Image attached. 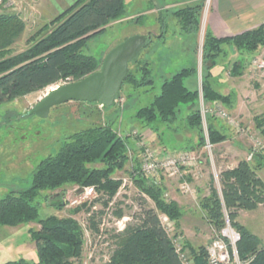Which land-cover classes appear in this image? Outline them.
I'll return each instance as SVG.
<instances>
[{
  "label": "rangeland",
  "instance_id": "rangeland-1",
  "mask_svg": "<svg viewBox=\"0 0 264 264\" xmlns=\"http://www.w3.org/2000/svg\"><path fill=\"white\" fill-rule=\"evenodd\" d=\"M80 0H4L0 12L15 13L25 23V30L9 49L8 56H15L24 51L30 38L48 25L54 27L55 20L76 5ZM216 0H126L123 17L104 26V31L92 37L85 47V52L103 59L117 44L135 34L151 32L155 38L140 56L139 66H130L139 78L142 68L149 63L154 84L148 86L126 85L121 97L112 106L71 101L53 107L47 118L28 115V111L42 100L47 93L57 86L74 82L72 78L61 79L57 84L40 89L16 99L0 104V199L12 189L29 187L33 172L38 163L58 152L61 142L74 132L92 125H110L119 136L127 137L128 162L123 169L112 174L113 180L121 184L115 195L109 196L99 191V198L79 207L68 204L59 207L62 199L67 200L79 187L67 185L57 190L43 191L38 199L40 218L56 216L60 219L72 218L83 230L82 255L74 264H107L118 247L123 233L129 227L141 223L145 209L156 208L154 200L142 192L132 178L133 170L141 165L140 154L135 145V138L129 136L138 131V137H144L157 152L195 149L202 162V178L194 179L182 173L193 187V193L185 194L180 189L181 179L162 178L167 199H178L184 211L181 229L177 231L174 223L169 235L179 249L185 264H194L192 253L187 243L198 248H206L215 237L213 226L200 206L201 199L211 194V187L222 191L221 173L234 168L243 157L252 150L253 142L246 134H237L224 121L214 119V127L228 139L220 145L207 148L199 144V132L192 128L186 118L196 109L181 105L175 120L164 123L148 124L138 117V111L150 105L161 93L166 79L183 68L197 66L196 76L186 79V86L193 90L201 89L203 76V48L208 32V17ZM201 5L200 29L197 33H183L178 19L173 13L180 7ZM161 18H165L167 27L164 38L157 37L163 31ZM225 46L224 54L219 57L225 63L223 84L213 83L218 88L229 89L235 82L230 74L235 58L232 45ZM253 56H264V47L252 54H245L244 61ZM245 68L243 77L244 90L240 105L227 108L243 121V124L258 130L255 117L264 115V76L258 80L251 77L252 72ZM248 70V71H247ZM239 80V79H238ZM242 84V85H243ZM214 85V86H215ZM215 86V87H216ZM209 122V120H208ZM251 128V129H252ZM258 133V132H257ZM264 138V134H259ZM96 167L102 165L96 164ZM264 178V169L261 171ZM54 197V198H52ZM55 202V204H53ZM238 223L256 235L264 246V205L253 211L239 210ZM38 222L21 224L16 227H0V264L8 260L24 258L37 261L36 243L33 231L39 230ZM208 254V252H207ZM208 257V255H207Z\"/></svg>",
  "mask_w": 264,
  "mask_h": 264
},
{
  "label": "trees",
  "instance_id": "trees-1",
  "mask_svg": "<svg viewBox=\"0 0 264 264\" xmlns=\"http://www.w3.org/2000/svg\"><path fill=\"white\" fill-rule=\"evenodd\" d=\"M201 8V5H187L174 11L183 33L199 31ZM125 11L126 0H80L55 20L54 27L45 25L33 35L28 47L15 56L7 54L23 34L25 23L15 13L0 12V104L45 89L61 79L78 81L99 70L102 59L85 52L87 42L102 33L104 26L111 21L123 17ZM160 19L164 30L157 37L164 38L167 24L165 18L160 16ZM225 45H232L239 52L256 53L264 47V24L231 37L218 38L210 30L206 33L202 76L204 100L221 102L226 108H232L233 94L219 93L213 83L212 69L224 54ZM139 61L131 66H139ZM245 67L244 60L235 62L231 73L240 75ZM197 74V66H193L183 68L166 79L161 93L150 105L138 111V117L148 124L167 125L175 120L181 105L196 107L186 120L198 130L199 144L205 145L206 135L199 107L200 90H191L185 84L186 79ZM128 84H154L149 63L144 64L140 78L130 69L122 90ZM214 119L212 116L208 118V133L210 143L217 145L227 141L228 137L214 127ZM255 123L264 134V115L255 117ZM127 140L110 125H92L78 130L61 142L57 153L38 163L29 187L12 189L0 199V227H16L30 222L40 224V229L33 231L38 260L29 262L20 258L4 264H74V260L78 261L83 249L82 227L72 218H40L38 199L43 191L67 185L79 188L95 186L98 192L115 195L121 183L113 180L112 174L123 169L128 162ZM255 152L257 165L243 159L236 167L221 173L222 197L215 187H211V194L200 202L209 223L218 230L225 226L227 211L232 226L241 236L237 252L244 264H264V246H261L260 239L237 221L239 210L253 211L264 205V181L257 174L264 165V153ZM96 164L102 166L96 167ZM132 178L139 189L154 200L158 211L167 215L175 223L177 231L180 230L184 211L176 200L166 198L164 186L143 175L140 166L133 170ZM66 204L62 199L58 206ZM187 247L194 264H209L205 246L195 248L187 243ZM107 264L185 263L159 214L150 208L144 210L139 225L126 229Z\"/></svg>",
  "mask_w": 264,
  "mask_h": 264
},
{
  "label": "built area",
  "instance_id": "built-area-1",
  "mask_svg": "<svg viewBox=\"0 0 264 264\" xmlns=\"http://www.w3.org/2000/svg\"><path fill=\"white\" fill-rule=\"evenodd\" d=\"M4 0H0V4ZM253 79H259L264 76V56H254L249 63V68ZM200 90L199 107L202 117L206 143L203 146L211 148L215 146L210 143L208 133V118L210 116L224 121L237 134H246L253 142V149L264 153V138L259 131L243 124L241 118L229 111L221 102H207L204 100L202 87ZM252 128V129H251ZM258 132V133H257ZM129 136L134 137L136 148L141 158V171L148 179L156 184H162V178L176 179L180 178V189L185 194L193 193V187L185 174L181 171L186 168V175L194 178H202V162L199 161V154L195 149L162 151L157 152L144 137H138V131H133ZM76 193L67 199V204L71 207H79L87 203H92L99 198V192L95 186H86L75 190ZM222 197V191L219 193ZM167 197V194H165ZM94 200V201H93ZM160 219L167 232L173 231L174 222L165 214L160 215ZM215 237L207 247L209 264H244L241 262L237 252V243L240 240V233L232 226L228 213L225 210V226L218 230L213 227ZM177 248V247H176ZM179 252V249L177 248Z\"/></svg>",
  "mask_w": 264,
  "mask_h": 264
},
{
  "label": "water",
  "instance_id": "water-1",
  "mask_svg": "<svg viewBox=\"0 0 264 264\" xmlns=\"http://www.w3.org/2000/svg\"><path fill=\"white\" fill-rule=\"evenodd\" d=\"M154 38L151 32L127 37L105 55L99 70L81 80L52 89L28 111V115L47 118L53 107L71 101L112 106L121 97L130 66L137 64L142 51ZM64 202L66 204L65 199Z\"/></svg>",
  "mask_w": 264,
  "mask_h": 264
},
{
  "label": "crops",
  "instance_id": "crops-1",
  "mask_svg": "<svg viewBox=\"0 0 264 264\" xmlns=\"http://www.w3.org/2000/svg\"><path fill=\"white\" fill-rule=\"evenodd\" d=\"M263 24H264V0H216L214 8L212 9L208 17V29L218 38L238 35L243 32L256 29ZM230 46L231 45H228V49L232 48ZM245 54L249 55L250 53L234 51V49L231 52V55L233 56V58H235V62L244 60L243 57ZM248 62L250 63V61ZM249 63L245 61V66H246L245 68L248 67ZM224 68H225V63L222 60L218 59L217 65L212 69L213 81L217 80V82L219 84L222 83L223 86H224L223 81L226 76L224 73ZM245 68L243 72L245 71ZM230 74H232L231 71ZM231 77H235L236 79H234L233 81L235 83L230 87H228L229 89H224L223 87L220 89L215 84L214 85L216 86L215 87L216 90L223 95L227 96L232 93L233 106L238 107L241 103L242 90H244L245 87L243 84L244 81H240V77H243V73ZM197 80H198V74L196 76V82ZM222 143H219L217 145H220ZM255 153H256L255 150L252 148V150L249 153H247V155L243 157L241 160L246 159L254 163V165H257L258 157L257 154ZM241 160H239L238 163ZM238 163L235 165V167L238 165ZM263 169H264V165L257 170V174L264 181V178L261 176V171H263ZM174 200H176L180 204V201L178 199H174ZM183 218L184 215L182 219ZM182 219H181V224H182Z\"/></svg>",
  "mask_w": 264,
  "mask_h": 264
}]
</instances>
